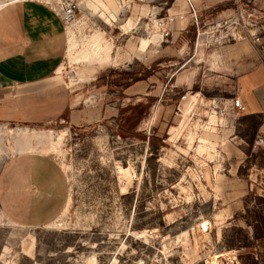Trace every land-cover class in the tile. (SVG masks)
<instances>
[{
    "label": "rangeland",
    "instance_id": "374dc122",
    "mask_svg": "<svg viewBox=\"0 0 264 264\" xmlns=\"http://www.w3.org/2000/svg\"><path fill=\"white\" fill-rule=\"evenodd\" d=\"M31 1L74 6L60 75L81 123L0 135V148L50 153L68 199L45 225L0 209V264H246L264 252L243 247L264 148L248 152L231 109L239 74L264 61V0Z\"/></svg>",
    "mask_w": 264,
    "mask_h": 264
},
{
    "label": "crops",
    "instance_id": "0c3cea01",
    "mask_svg": "<svg viewBox=\"0 0 264 264\" xmlns=\"http://www.w3.org/2000/svg\"><path fill=\"white\" fill-rule=\"evenodd\" d=\"M67 44L53 7L31 0L0 7V135L17 138L53 132L59 121L81 123L60 75ZM236 81L243 117H264V61L241 72ZM258 136L264 137V122ZM39 148L28 143L0 148V209L11 220L35 226L50 223L68 202L61 167Z\"/></svg>",
    "mask_w": 264,
    "mask_h": 264
},
{
    "label": "trees",
    "instance_id": "16d2710c",
    "mask_svg": "<svg viewBox=\"0 0 264 264\" xmlns=\"http://www.w3.org/2000/svg\"><path fill=\"white\" fill-rule=\"evenodd\" d=\"M247 122L248 135L242 136L248 146V152H251L253 147V141L256 136L259 126L264 122V117L261 115H250L244 117ZM254 204L249 206L245 203V214L243 220L245 224L251 229V236L247 243L243 247L251 248L253 242H264V196H254ZM252 241V242H251ZM246 259L248 262L246 264H264V252L251 255L247 254Z\"/></svg>",
    "mask_w": 264,
    "mask_h": 264
},
{
    "label": "built area",
    "instance_id": "2783aa9c",
    "mask_svg": "<svg viewBox=\"0 0 264 264\" xmlns=\"http://www.w3.org/2000/svg\"><path fill=\"white\" fill-rule=\"evenodd\" d=\"M59 17L66 29V25L72 22L74 19V6L71 3H65L62 5L58 11ZM231 109L237 113H243L245 111L244 106L239 98L234 97L231 104ZM253 147H262L264 148V137H256L253 143ZM198 180H203L204 175L199 173L197 176Z\"/></svg>",
    "mask_w": 264,
    "mask_h": 264
}]
</instances>
